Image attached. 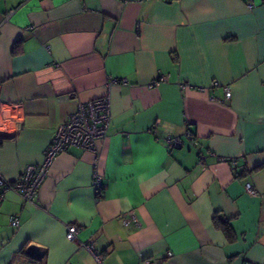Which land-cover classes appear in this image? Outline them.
I'll use <instances>...</instances> for the list:
<instances>
[{
    "label": "crops",
    "instance_id": "obj_1",
    "mask_svg": "<svg viewBox=\"0 0 264 264\" xmlns=\"http://www.w3.org/2000/svg\"><path fill=\"white\" fill-rule=\"evenodd\" d=\"M106 91L96 159L71 147L33 201L4 193L0 264H98L86 242L100 264H264V1L0 0L1 177L38 164L77 104Z\"/></svg>",
    "mask_w": 264,
    "mask_h": 264
},
{
    "label": "built area",
    "instance_id": "obj_2",
    "mask_svg": "<svg viewBox=\"0 0 264 264\" xmlns=\"http://www.w3.org/2000/svg\"><path fill=\"white\" fill-rule=\"evenodd\" d=\"M264 1V0H262ZM14 9H9L7 14L13 12ZM165 76H161L160 79H164ZM126 83L125 79L110 80L112 82ZM225 98H229L231 92L229 89H225ZM73 94H70L72 96ZM111 124L110 114V97L109 92H105L103 95L87 100L81 101L77 104L75 110L71 112L67 118L61 122L54 135L46 146L42 160L38 164L28 165L21 176L14 180H7L0 176V202L4 196V193L8 190L17 192L24 201L31 202L34 200L37 191L48 174L50 165L59 153L68 150L71 147H80L95 156L98 154L99 144L105 138L107 129ZM5 127L0 124V140L5 136ZM191 136L190 131H186L185 134ZM190 138V137H188ZM165 144L171 147H179L183 141L180 136L167 135L164 138ZM92 175V188L95 190L96 195L99 194L101 189L102 174L98 171L96 163L93 166ZM245 191L249 194H254L255 189L250 183H245ZM130 219L136 223V218L132 213H129ZM124 223H128L124 219ZM10 224L12 226H18L19 219L15 216L10 218ZM66 238L75 239L79 232L76 225L70 224L66 226ZM88 252H90L98 264L101 263L102 254L95 251V246L91 242L81 244ZM172 252H166V256H171ZM144 264H156L154 259H145ZM71 264V263H69ZM245 264H256L254 262L247 261Z\"/></svg>",
    "mask_w": 264,
    "mask_h": 264
},
{
    "label": "trees",
    "instance_id": "obj_3",
    "mask_svg": "<svg viewBox=\"0 0 264 264\" xmlns=\"http://www.w3.org/2000/svg\"><path fill=\"white\" fill-rule=\"evenodd\" d=\"M101 193H102V185L100 192L97 196H100ZM212 222L216 228L221 229L224 232V234L227 236L228 239H231L233 237V233L228 221L220 217L218 213L214 215Z\"/></svg>",
    "mask_w": 264,
    "mask_h": 264
}]
</instances>
